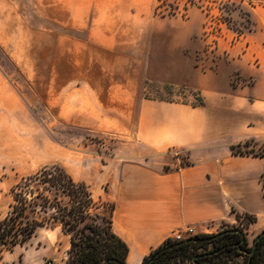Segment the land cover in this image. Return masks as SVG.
<instances>
[{
    "label": "crops",
    "instance_id": "crops-1",
    "mask_svg": "<svg viewBox=\"0 0 264 264\" xmlns=\"http://www.w3.org/2000/svg\"><path fill=\"white\" fill-rule=\"evenodd\" d=\"M29 8L22 0H0V21L20 18ZM16 37V32L0 34L1 50L18 67L32 66L41 40L18 43ZM160 48L146 44L123 51V64L111 70L83 61L76 74L73 52L65 54L60 87L66 93L65 122L124 140L113 162L103 167L106 200L115 206L113 232L128 247L126 264H142L179 231L216 233L236 214L256 216L251 230H264V158L231 152L238 144L264 142V71L262 66L254 70L252 61L261 62L264 51L250 44L242 61H221L202 72L182 49ZM49 66L58 67V54ZM237 71L243 79L256 76L254 83L233 85ZM151 83L183 87L203 103L145 98ZM43 140L41 123L0 66V148L7 149L0 153H40ZM46 146L57 152L56 146ZM175 151L187 164L181 165Z\"/></svg>",
    "mask_w": 264,
    "mask_h": 264
},
{
    "label": "rangeland",
    "instance_id": "rangeland-1",
    "mask_svg": "<svg viewBox=\"0 0 264 264\" xmlns=\"http://www.w3.org/2000/svg\"><path fill=\"white\" fill-rule=\"evenodd\" d=\"M27 1L22 0L31 9L22 17L0 21V34L16 32L18 43L41 40L39 59L21 68L0 48V66L41 123L44 140L40 153H0V220L12 203L11 188L22 177L54 164L90 185L95 198L107 201L103 164L113 162L115 148L124 140L65 122L66 93L60 87L67 70V51L68 55L73 52L75 74L83 61L90 68L120 67L124 60L119 54L139 51L146 44L157 50L162 45H169L171 51L182 49L202 72L215 69L221 61H242L250 44L264 51V0H34L36 6ZM55 54L57 68L49 66ZM252 61L254 70L262 66L264 71V59ZM239 74L233 76V85L254 83L256 76L247 80ZM143 96L192 105L202 102L196 92L153 83L146 86ZM46 144L56 146L57 152ZM240 151L264 158V142L248 141ZM174 153L181 165L187 164L185 156ZM261 182L264 193V176ZM246 214H236L234 222L223 223L219 231L242 227L252 246L263 230L253 232ZM69 250L70 238L60 227H42L26 246L1 252L0 264H68Z\"/></svg>",
    "mask_w": 264,
    "mask_h": 264
},
{
    "label": "trees",
    "instance_id": "trees-1",
    "mask_svg": "<svg viewBox=\"0 0 264 264\" xmlns=\"http://www.w3.org/2000/svg\"><path fill=\"white\" fill-rule=\"evenodd\" d=\"M246 146H232L231 152L244 156L240 150ZM10 194L12 203L0 220V253L26 246L39 228L58 226L70 238L68 264H126L128 247L113 232L114 204L95 198L90 185L64 167L44 166L22 177ZM245 218L247 226L257 219ZM252 249L242 227H227L181 240L169 237L142 264H264V234L250 254Z\"/></svg>",
    "mask_w": 264,
    "mask_h": 264
},
{
    "label": "built area",
    "instance_id": "built-area-1",
    "mask_svg": "<svg viewBox=\"0 0 264 264\" xmlns=\"http://www.w3.org/2000/svg\"><path fill=\"white\" fill-rule=\"evenodd\" d=\"M195 231L193 229H186L185 231H179L173 237L176 240H181L187 237L195 236Z\"/></svg>",
    "mask_w": 264,
    "mask_h": 264
},
{
    "label": "water",
    "instance_id": "water-1",
    "mask_svg": "<svg viewBox=\"0 0 264 264\" xmlns=\"http://www.w3.org/2000/svg\"><path fill=\"white\" fill-rule=\"evenodd\" d=\"M263 234H264V231H263L260 235H258V236L256 237V239H255V241H254V244H253V249H252V251L250 252V254H252V253L254 252V249H255L256 246H257V242H258V240L260 239V237H261Z\"/></svg>",
    "mask_w": 264,
    "mask_h": 264
}]
</instances>
